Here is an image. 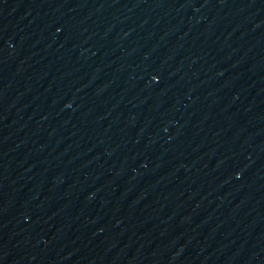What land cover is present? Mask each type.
<instances>
[{
  "label": "water",
  "instance_id": "95a60500",
  "mask_svg": "<svg viewBox=\"0 0 264 264\" xmlns=\"http://www.w3.org/2000/svg\"><path fill=\"white\" fill-rule=\"evenodd\" d=\"M0 264H264V0H0Z\"/></svg>",
  "mask_w": 264,
  "mask_h": 264
}]
</instances>
